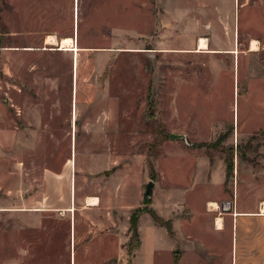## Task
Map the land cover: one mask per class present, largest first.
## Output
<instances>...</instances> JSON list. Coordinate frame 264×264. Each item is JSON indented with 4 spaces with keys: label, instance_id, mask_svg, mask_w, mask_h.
<instances>
[{
    "label": "rangeland",
    "instance_id": "rangeland-1",
    "mask_svg": "<svg viewBox=\"0 0 264 264\" xmlns=\"http://www.w3.org/2000/svg\"><path fill=\"white\" fill-rule=\"evenodd\" d=\"M49 35L77 38L76 68ZM199 39L207 51L238 45V75L235 57L196 52ZM263 66L264 0H0V264H68L71 218L32 212L44 194L64 207L125 178L137 196L144 174V197L156 165L229 161L240 190H261L262 84L247 82ZM234 180L236 170L227 193ZM184 187L198 201L216 195Z\"/></svg>",
    "mask_w": 264,
    "mask_h": 264
},
{
    "label": "crops",
    "instance_id": "crops-1",
    "mask_svg": "<svg viewBox=\"0 0 264 264\" xmlns=\"http://www.w3.org/2000/svg\"><path fill=\"white\" fill-rule=\"evenodd\" d=\"M251 40L256 39L249 40L248 48ZM234 49L238 50V45L222 53L206 50L199 54L233 56L230 52ZM234 57L238 75V56ZM261 68L264 70V66ZM255 74L248 80L247 88L257 90V82L262 84V98L256 105L262 108L264 117V75L260 78L259 73ZM96 157L103 160L104 154ZM154 169L158 178L151 180L152 194L146 201L139 195L142 181L147 178L142 174L144 178L136 187L137 196L130 195L128 179L122 178L115 183L112 178L101 193H91L87 197L71 196L69 204L64 207L54 205L61 199L57 195L38 196L39 208L32 212H37L40 217L53 212L69 213L71 254L68 264H264V184L261 190H257L247 180L245 190H240L238 164L233 169V163L228 178L225 163L217 166L206 162L171 164L165 171L156 165ZM233 170H236V181L227 193L226 183ZM191 180L216 188V195L205 196L199 201L191 199L184 193L185 184ZM111 182L120 193L115 198L109 194ZM240 195L245 199L239 201ZM88 197L98 199V205L86 206ZM111 200L116 202L113 204ZM21 203H25L24 196ZM225 203L228 208L222 207ZM77 204L82 209L79 219L75 215ZM212 204L216 208H210ZM191 209L194 211L190 212ZM15 211L24 210H7L8 213ZM135 212H138L137 240L129 253L130 219Z\"/></svg>",
    "mask_w": 264,
    "mask_h": 264
},
{
    "label": "bare ground",
    "instance_id": "bare-ground-1",
    "mask_svg": "<svg viewBox=\"0 0 264 264\" xmlns=\"http://www.w3.org/2000/svg\"><path fill=\"white\" fill-rule=\"evenodd\" d=\"M46 43L56 47L57 50L62 51V52H71L74 53V66L76 68L77 66V59H76V55L79 51V49L77 48V46H75V40L71 39V38H61L59 40H56L54 37H47L45 39ZM197 51L196 52H204V50H207V42L205 39H199L198 43H197V47H196ZM258 50V43L256 41H251L250 43V51L252 52H256ZM86 206H96L98 205V199L94 198V197H88L85 201ZM210 208H216V205L212 204L209 205ZM33 211H37L36 209H34ZM218 224V223H217ZM217 226V225H216Z\"/></svg>",
    "mask_w": 264,
    "mask_h": 264
},
{
    "label": "trees",
    "instance_id": "trees-1",
    "mask_svg": "<svg viewBox=\"0 0 264 264\" xmlns=\"http://www.w3.org/2000/svg\"><path fill=\"white\" fill-rule=\"evenodd\" d=\"M231 166H232V162L231 161L226 162L227 178L229 177V175L231 173ZM144 197L146 199H149V197H147V196H144ZM137 218H138V212H135V213L132 214L131 219H130L131 241H132L133 237H135V239L137 240V234H136ZM159 223L164 225V226H166V224L161 222L160 220H159ZM129 252H130V250H129Z\"/></svg>",
    "mask_w": 264,
    "mask_h": 264
},
{
    "label": "water",
    "instance_id": "water-1",
    "mask_svg": "<svg viewBox=\"0 0 264 264\" xmlns=\"http://www.w3.org/2000/svg\"><path fill=\"white\" fill-rule=\"evenodd\" d=\"M169 138L172 141L181 140L184 143H187L186 136H184V135L170 134ZM152 189H153V182L150 180L147 182V184L145 186L144 196L150 197L152 194Z\"/></svg>",
    "mask_w": 264,
    "mask_h": 264
},
{
    "label": "built area",
    "instance_id": "built-area-1",
    "mask_svg": "<svg viewBox=\"0 0 264 264\" xmlns=\"http://www.w3.org/2000/svg\"><path fill=\"white\" fill-rule=\"evenodd\" d=\"M222 207H223V208H225V207L228 208V207H229V206H228V203L223 204Z\"/></svg>",
    "mask_w": 264,
    "mask_h": 264
},
{
    "label": "flooded vegetation",
    "instance_id": "flooded-vegetation-1",
    "mask_svg": "<svg viewBox=\"0 0 264 264\" xmlns=\"http://www.w3.org/2000/svg\"><path fill=\"white\" fill-rule=\"evenodd\" d=\"M73 1H75V7H77V0H73Z\"/></svg>",
    "mask_w": 264,
    "mask_h": 264
}]
</instances>
